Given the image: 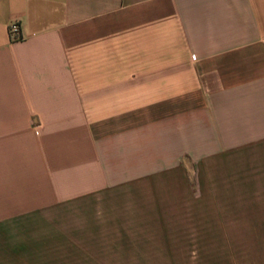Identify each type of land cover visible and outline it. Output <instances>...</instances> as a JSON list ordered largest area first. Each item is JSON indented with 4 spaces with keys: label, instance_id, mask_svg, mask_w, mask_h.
<instances>
[{
    "label": "crops",
    "instance_id": "1",
    "mask_svg": "<svg viewBox=\"0 0 264 264\" xmlns=\"http://www.w3.org/2000/svg\"><path fill=\"white\" fill-rule=\"evenodd\" d=\"M0 264H264V0H0Z\"/></svg>",
    "mask_w": 264,
    "mask_h": 264
},
{
    "label": "built area",
    "instance_id": "2",
    "mask_svg": "<svg viewBox=\"0 0 264 264\" xmlns=\"http://www.w3.org/2000/svg\"><path fill=\"white\" fill-rule=\"evenodd\" d=\"M9 34L13 40L21 39V26L18 22L9 25Z\"/></svg>",
    "mask_w": 264,
    "mask_h": 264
}]
</instances>
